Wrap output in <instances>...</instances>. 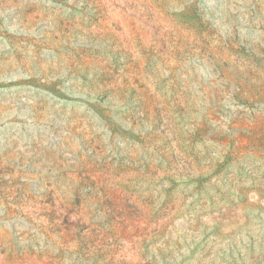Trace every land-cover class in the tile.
<instances>
[{"label":"rangeland","instance_id":"374dc122","mask_svg":"<svg viewBox=\"0 0 264 264\" xmlns=\"http://www.w3.org/2000/svg\"><path fill=\"white\" fill-rule=\"evenodd\" d=\"M0 264H264V0H0Z\"/></svg>","mask_w":264,"mask_h":264}]
</instances>
